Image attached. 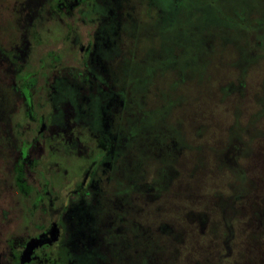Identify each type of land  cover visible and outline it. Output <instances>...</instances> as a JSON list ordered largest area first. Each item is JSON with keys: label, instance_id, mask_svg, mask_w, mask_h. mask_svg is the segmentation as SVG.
Instances as JSON below:
<instances>
[{"label": "rangeland", "instance_id": "1", "mask_svg": "<svg viewBox=\"0 0 264 264\" xmlns=\"http://www.w3.org/2000/svg\"><path fill=\"white\" fill-rule=\"evenodd\" d=\"M42 1L26 14L35 1L0 0V42L17 45L40 19L23 61L56 49L71 78L77 44L64 43ZM163 1L88 0L87 18H74L72 37L92 33L90 65L107 77L102 116L115 150L85 182V207L67 200L66 218L98 239L87 264H264V0ZM1 77L0 113L14 99ZM73 77L84 104L93 83ZM87 136L53 138L55 188L85 165Z\"/></svg>", "mask_w": 264, "mask_h": 264}, {"label": "flooded vegetation", "instance_id": "2", "mask_svg": "<svg viewBox=\"0 0 264 264\" xmlns=\"http://www.w3.org/2000/svg\"><path fill=\"white\" fill-rule=\"evenodd\" d=\"M33 1L34 8L28 5L26 14L32 9L36 12L44 4L42 0ZM160 1L163 5L164 1ZM84 3L89 4L88 0H47L46 13L65 29L64 43L77 44L75 62L65 66L71 78L75 73L74 79L84 77L93 83L85 106L77 100L80 85L62 73L56 49L38 56L36 65L35 60L23 61L26 55L34 56L40 19L28 24V31L17 45L5 47L0 42V58L13 65L15 71L7 74L0 67L1 78L14 95L13 104L0 113V123L4 125L0 130V264H87L88 258L93 263V258L100 255L95 244L97 237L83 231L84 220L78 219V230L75 219L68 222L66 218L71 209L67 200L85 203L91 193L85 182L93 179L99 164L109 160L115 150V141L105 134L102 116L103 95L107 89L110 91L107 77L90 65L93 35L88 31L83 35L84 41L72 37L74 18L86 19L89 15ZM26 17L29 22L33 17L39 18L38 13ZM17 32L19 38V29ZM3 64L6 63L0 60ZM39 88L46 91L44 104L36 99ZM49 106L54 109L47 114ZM85 128L88 136L79 139L78 153L87 156L86 163L78 173L65 179L72 182L69 188H55L56 175L48 169L49 145L54 137L72 143ZM96 150L101 153L94 156Z\"/></svg>", "mask_w": 264, "mask_h": 264}, {"label": "trees", "instance_id": "3", "mask_svg": "<svg viewBox=\"0 0 264 264\" xmlns=\"http://www.w3.org/2000/svg\"><path fill=\"white\" fill-rule=\"evenodd\" d=\"M166 1H168V0H166Z\"/></svg>", "mask_w": 264, "mask_h": 264}]
</instances>
